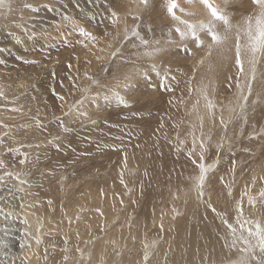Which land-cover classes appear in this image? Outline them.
Here are the masks:
<instances>
[{
  "label": "rangeland",
  "instance_id": "374dc122",
  "mask_svg": "<svg viewBox=\"0 0 264 264\" xmlns=\"http://www.w3.org/2000/svg\"><path fill=\"white\" fill-rule=\"evenodd\" d=\"M39 1L41 0H35L37 4H39ZM42 1V3L40 2V5H38V9H36L37 14L33 15L32 19L29 20L31 21V24L29 25L30 27L28 26V28H31L32 31H35V34L28 37V40L25 43L23 42V40L20 41L23 45L19 44L21 48L23 46L25 47V45H28L29 47H31L30 45H32V51L27 52L28 50L25 49L26 52L25 50L22 51L23 57L20 56V59L14 60L15 63L17 60L18 62L20 60V63L22 65H26L28 64V62H30L28 66H30L33 62L32 64H34L35 66L31 65V72L35 69L36 66V69L39 68V73H37L38 71L36 70L37 74H35L34 72H32L33 75L31 74L32 76H35L33 77V80L35 82L33 85L37 89L35 87L34 89L38 90L36 91L38 93L49 95L52 97L50 100L52 109L49 113L52 114L53 118L49 119V125L46 124L49 127L47 130L48 132L41 136H46L45 139L47 137L49 138L45 145L43 147L40 146L38 151L35 152L34 157H32L33 160H31L32 164L30 163L31 165H29L30 169L33 167V172L30 174V176H33L34 180H32V182L35 183L34 185L36 187H39L38 183L41 180H45V184L47 182L54 183V185H61V181L64 180L66 186L68 188L71 187L70 189L73 190L72 192H74V190H77L82 193L83 191L86 192L90 189L93 190L95 187V192L98 193H100V191L102 190V193L115 190L114 193H119L123 197L126 196V200L134 196L137 201H135L136 203L133 202V205L139 208H141L140 205L143 206L139 198H141L142 201L146 199L145 201L148 202L149 207V218L147 219L150 220L149 222L147 221V223H150L151 225L148 224L150 226H147L146 221L143 223H141L140 221L137 222L140 227L142 225V229L138 227L135 237H139L141 240H139V238L138 240L141 241V243L144 242V245H147L144 240H152V244L156 243V245H152V247H154H151L150 249V251H152L146 261L147 264L153 260V258L156 256L155 253H157V250L162 247L163 242L166 240V232L164 230L167 231V229L166 227L164 228L162 222L163 219L165 220V217H160L162 219L161 220L156 219V217L153 216L158 211L162 212L163 210L166 211V209H168L166 212L171 216L176 224L182 225V221H184L186 225H191L190 229L195 233L194 236H196L197 238L199 237L198 240H200L202 239L200 238L202 234H208V230H216L221 226L220 219H218L219 215H217L219 213L216 212V214L214 215L212 211L215 203L214 205L212 204L213 207L209 206L211 205L209 203H212L211 198L213 197V195L217 196V198L219 199L218 202L222 201V204L220 205L221 209L223 205L227 204L228 202H231V204H233V209H236L241 204V201H243V204L246 203L243 205V208L245 210L246 205H248L247 198H249L250 196L257 199L256 204L264 206V201H259V192L261 189H264V56H262V58L260 59L259 65L260 69L263 72H259L260 70H258L254 85L252 81L251 94L249 95L246 90V92L243 93V95L247 96V103L242 98L239 90V86H244V84L246 83L244 77L239 75L235 60H233V62L231 61V63L227 65V70H225L224 72L225 77L223 75V79L221 78L218 83L216 82L214 85V88L216 90L214 91L215 93L213 92L214 88L211 90L213 92L212 99L213 104L215 103L214 105L218 109L222 110L225 109V107L234 108H230L231 111H228L227 113L226 111H224V114L221 112L217 113L215 111H211V117L214 116L215 119L218 118L219 123L216 121V119V125L212 124V129L209 128L212 131H209L206 128H202L204 127V114H202L200 111V113H197V110L194 118V114L191 115L192 110L190 108L191 103L197 100L198 95L200 96L201 90H203L204 95H206L205 90L207 89L205 87L206 83L203 76L204 63H200L202 59L203 62L205 61V58L200 55L202 53L201 48L203 46H197L198 48H194V45L191 43L193 42V40L190 37L182 39L180 41L176 40L178 38H176L177 35H175V27L177 26L178 22L174 20L166 10L167 0H148L147 4L143 3L142 0ZM218 1L220 3L219 8L222 11L227 12L230 17L231 23H233L234 26L243 25L244 20L248 16H253V23L256 24L255 15L257 14L258 9L253 3V0ZM51 2L55 3L56 5H53ZM177 3L181 8L187 10V7L183 6V4L187 3L186 0H178ZM42 10L45 11L46 15ZM121 11L123 12L121 13ZM38 14L41 17H39ZM176 14L181 17L186 15V13L179 12L178 9L176 11ZM65 17H67L68 19H65ZM200 18H203V22L205 23H208L211 20V16L205 17L203 15V17ZM29 21H24V24L26 25V22L29 23ZM119 23L121 24V26H116V24ZM136 24L138 25L136 26ZM218 25H220V29L224 30V28H222L224 27L222 22H218L216 27ZM115 27H117V29L121 28L120 30L118 29L120 33L115 30ZM22 28L21 30L24 31L31 30L28 29L27 26V29L25 27ZM133 31L141 34L143 33L142 35L139 34V36L145 40L147 39L149 45L145 46L140 43L139 39L136 40V37H132L131 34ZM85 32L90 33L91 36L85 35ZM231 35L233 38H235L233 33L229 34V36ZM91 37H95V40L91 39ZM29 38H31L30 41ZM133 38L136 42L133 40ZM201 38L206 42H210L208 36L204 33H201ZM158 42H163L160 47H165L166 43L164 42L171 43L172 46H169L171 57L168 60H161V65H152L154 64V61H152L149 55H146L145 52L149 48L154 47ZM194 44L197 45L196 43ZM90 46L97 54L96 63L98 64L96 66L88 65L89 62L87 60L89 59H87V48H90ZM103 54L106 55L104 56ZM132 58L134 59V61ZM153 66H155L156 70L159 72V75H157V73L153 71ZM139 68H145V71L141 72V78H145L144 73H147L149 79H145L147 82L143 84L142 87L140 84H138L139 80L131 78V75L130 77L128 76L129 79L133 80L132 82H129L127 84V89L130 88V90L127 94L121 93L120 95L124 97L125 101L127 102L126 104H119L115 99L105 101L104 98L100 97V95H103L105 97L107 93H109L108 96L111 97L112 91L119 87L121 82L126 79L125 75L129 72L132 75L138 74ZM226 74L228 76H226ZM89 77H91V79H89ZM139 86L143 88V91L144 89H148L143 93ZM202 86L204 87L202 88ZM99 89L100 91L103 90L106 93H102L103 91H98ZM133 92H135L136 94ZM209 93L211 94L210 91ZM91 95H93L95 98L97 96V100H100V102L102 98L105 104L102 105H104L106 109H104L103 111L101 110L98 112H93L89 108L90 106L92 107L91 104H89V107L87 106L88 103L83 104V102ZM204 95L200 96L201 99L203 98L202 100H205ZM93 96H91L90 98H92ZM60 97H63V100H61ZM131 99H133V101ZM235 101L241 103L238 104L235 103ZM69 102L70 104H68ZM209 102L210 100H207V104ZM228 103H231L233 105ZM218 105H220V107ZM222 105L223 108L221 107ZM211 107L214 108L213 105H211ZM39 113L41 114V111H38L37 116L39 115V119H35L34 123L36 121V124H39V121L41 120L40 124L44 125ZM187 114L188 116H190V118L186 116ZM24 117L26 116L20 117L19 119ZM57 118H62V124L61 121ZM26 119H24V122L26 121ZM192 119L194 122L192 121ZM221 120H223V123H221ZM92 121H95V123H92ZM196 121L198 122L196 123ZM200 122H203L201 127ZM191 124L194 128L191 127ZM65 127L70 128L71 131H63V128ZM220 127L223 129V133ZM185 129V134L187 135V137L184 134ZM202 129L204 130V132ZM190 130L195 132L196 137H198L196 138V141L199 139L198 143L200 140H203L205 142V150L203 149V160H201L200 158V143L198 144L196 142V144L198 145L197 148L194 144L192 145L193 142L191 141L193 140V137L191 135L192 131ZM217 131L220 132V136L222 134V137H216L217 134L219 135ZM213 134L216 135L214 136ZM211 139L213 141L212 144H210ZM183 140L186 142L183 143ZM189 140L190 142H188ZM55 145H59V148H57ZM191 145L193 147H191ZM14 149L19 148L14 147ZM185 151H187V153H185ZM190 151L193 153L191 156L189 155ZM198 151H200V153ZM16 158L17 157H13L15 165H17L18 163ZM198 162L199 164L203 163L207 168L205 180H207L208 178L209 181L210 176H213V178L215 176H217L218 178L222 177V179H219L223 182V185L222 182L219 184L220 190L218 189V191L224 194L220 195L218 191H215V194H218L215 195L213 186H211L212 183L210 185V187L212 188H209L208 191V188L205 187L207 186L205 181L202 196H198L197 189H195L196 194L195 191L193 193L195 195L190 194L189 196L187 195L188 198L185 197L186 194H188L192 189V184H190V182L193 183V180L197 177V175H199V171H197V168L199 170ZM224 166L226 167V169ZM153 169L160 171L162 173V177H165L163 180L164 183H160V185L162 186L160 193L158 191L156 197L154 198H152L151 195H148L149 193L147 194V191L141 189L142 187L144 188V186L139 187L137 181V179L139 180L143 174H145L146 172H150ZM217 169L219 170L218 173ZM176 170H178V173ZM179 171L181 173H179ZM114 172H120L122 174V183H117L114 181V179H112L111 174ZM185 172H187L188 174ZM229 172L231 174H229ZM214 173L216 174L214 175ZM222 175L225 177H223ZM232 177L235 180L231 179ZM237 177L240 179H237ZM244 181H246L247 183H243ZM104 182L105 187L103 184ZM132 183H134L135 185H132ZM116 184L118 185V187L116 186ZM119 184L122 185L120 187V190H118ZM241 185L244 186H242V188H244L242 189L244 193H242ZM43 186L45 185L43 184ZM234 186L236 187V190L237 188L239 189L236 191ZM108 187L111 190H108ZM113 187L115 189H113ZM116 187L118 189H116ZM116 190L118 191L116 192ZM129 192H131L132 194H130ZM235 192L239 194H236ZM190 196H192V198ZM185 198L187 200H185ZM242 198H244L246 202ZM192 199L196 201V210L194 212L195 214L191 216L188 214L189 212L187 210V206ZM126 202L127 201L122 202L124 204L121 203V205H123L121 209H124V207L129 204H127ZM176 202L178 203V205ZM206 203L209 205L206 206ZM174 205L176 206L173 207ZM155 206L157 208H155ZM136 207L132 209L134 215L132 214L131 217H134L136 213L138 214V208ZM214 208L216 209V207ZM218 208L219 207H217V210H219ZM244 213V216H248L246 212ZM242 218L245 221L248 220V217H246L247 220L243 216ZM196 223L198 225L204 224L205 226H210L211 228L209 227L210 229L207 230L206 228H203L201 226L197 228ZM70 224L75 223L71 221ZM143 225L144 227H146L145 229ZM139 229L141 237L138 236ZM143 229L146 230V232ZM141 231L144 233L142 234ZM147 231L148 233L150 231L149 234L151 235H149ZM18 234L19 233H15L14 235L16 236ZM212 234L215 233L213 232ZM145 236H147L148 238ZM72 240H74V238L64 239V244H57L54 241L52 243H47L43 255L44 263L59 264L63 259L57 257L58 252L61 253L59 248H62V246H64L63 248H65ZM250 240L253 243L252 250H247L248 252H244L243 250V253L245 254L241 259L242 249L240 248V246H237L238 248H236L235 246L233 248L234 252H231V258L235 259L236 255H238L239 259L236 257L237 259L235 260V262L239 261L240 264H264V253L261 252L256 237L251 236ZM228 249H230L229 246ZM238 249L240 250V252H238ZM187 250L185 249L182 251L181 249V252H179L180 256H182L181 259L183 264H197L195 262L197 261L198 256L189 255L188 253H190V251ZM249 253L251 254L250 257L248 256ZM227 255L229 256V254H223L222 260H225L227 258ZM218 256V258L212 256V259H209V261L208 258L205 260L203 259V262L201 263L216 264L218 262H216L215 259L220 260L221 255ZM193 257L196 259L194 260ZM169 260L170 258L167 256L163 260L162 264H169ZM228 261L229 260H225L218 264H223ZM229 264H233V262L229 261Z\"/></svg>",
  "mask_w": 264,
  "mask_h": 264
},
{
  "label": "bare ground",
  "instance_id": "6f19581e",
  "mask_svg": "<svg viewBox=\"0 0 264 264\" xmlns=\"http://www.w3.org/2000/svg\"><path fill=\"white\" fill-rule=\"evenodd\" d=\"M41 1H39V4H37V2H35V0H5L4 6L0 7V92L3 93V95H0V161H2L4 165H6V167H0V264H45L44 259H43V255H44V250H45L46 244L52 243L53 241L57 244L58 243L64 244V239H68V238H74V240H72L65 248H63L64 246H62V248H59L61 253L58 252L57 257L63 258L59 264H147L145 259H144L145 253L147 252V255L149 256L151 254V251H152V250L150 251L152 245H154V244L156 245V243L152 244L153 243L152 240H148V241L144 240L147 243V248H146L144 245V242L141 243V241H139L141 239L138 237L139 238V240H138V238L135 237V234H137L136 231L138 230V227L142 229V225L140 227V225L137 224V222L140 221L141 223H143L146 221L147 226L151 225L150 223H147V221L149 222L150 220L147 219V218H149V214H148V212H149L148 208L149 207H148V202L145 201L146 199L144 201H142V199L139 198L141 200L142 205H143V206L140 205L141 208H139V207H136L135 205H133V202L137 201L134 196H132L130 199L126 200V198H127L126 196L123 197L119 193L118 194L114 193L115 190L111 191V192L107 191L104 193H102L103 192V190H102V191H100V193H98V192H95V187H94L93 190L90 189L86 192L83 191L82 193H80L77 190H74V192H72L73 190L70 189L71 187L68 188L66 186V184L64 183V180L61 181V185L55 184L56 187H55L54 183H47L46 182V184H45V180L39 181V183H38L39 187H36L34 185L35 183L32 182V180H34V179H33V176H30V174L33 172V169H32L33 167L31 168L32 169L31 170L29 165L32 164L31 160H33L32 157H34L35 152L38 151L40 146L43 147L49 138V137H47L45 139L46 136H43V137H41V136L48 132L47 131L49 128L48 122H50L49 119L53 118L52 114L49 113L52 109V105L50 102L52 97L49 95L38 93V92H36L38 90L34 89L35 86L33 84L35 82L33 80L34 79L33 77H35V76H32L33 75L32 72H34L35 74L39 73V68L36 69V67H37L36 66L35 69L32 70V72H31V68H32L31 65H34V64H32L33 62L30 59L29 60L32 62L30 66H28L30 62H28V64H26V65H22L20 63V60H19V62L17 60L16 63L14 62V60L20 59L21 57H23L22 56L23 50L26 49V50H28L27 52L32 51V48H33L32 45H30L31 47H29L28 45L27 46L25 45V47L23 46L24 48L23 47L21 48L19 44H22L20 42L22 40L24 43L27 42L28 37L33 36V34H35V31H32L31 28H28V26L31 24V21H29V20L32 19L33 15L37 14L36 9H38V7H39L38 5H40ZM225 1H227V0H225ZM186 2L187 3L183 4V6H186L188 12H194L195 15L189 16L186 14L183 17L180 16L183 20H188L190 22H198V21H204L203 18H200V17H203V15L205 17L211 16L209 13V10L202 3H200L199 0H195V2H193V3H189L188 0H186ZM213 2L216 6L220 7V3L218 0H213ZM47 3H45V4H47ZM51 3L53 5H56L53 2H51ZM26 5H31V7H26ZM43 7H42V9H43ZM53 7H55V6H53ZM43 12L45 14V11H43ZM122 12L123 11H121V13ZM44 14H43V16H44ZM132 14H134V13H132ZM38 16L41 17L39 14H38ZM232 18H233V16H232ZM211 19H212V17H211ZM24 21H27V22L29 21V23L26 22V25H25ZM119 25L121 26L120 23L116 24V26H118V27H119ZM137 25L138 24H136V26ZM20 26L25 27V28L27 26V28L31 29V30H26V31L21 30L22 27H20ZM219 26L220 25L217 26L218 31L223 32L224 30L220 29ZM222 28H224V27H222ZM86 29H88V28H86ZM90 29H89V31H90ZM118 29L120 30L121 28H118ZM118 29H117V27H115V30H117L119 32ZM135 31H136V28H135ZM253 31H254V33L256 32V24H254V23H253ZM87 32H88V30H87ZM139 34H141V33H139ZM175 35H177L176 38H178L176 40H178V41L182 40L176 31H175ZM30 39L31 38H29V41H30ZM133 40H134V38H133ZM136 40H137V38H136ZM235 42H236L235 38H233L232 35L229 36L228 41L223 46L214 48L211 52V55L207 54L208 49L206 47L201 48L202 53L200 55H202L205 58V61L203 62L204 63V65H203L204 66L203 67V71H204L203 76H204V81L206 83L205 87L207 89V90H205L206 91L205 93L207 95V100H210V105H213L214 108L213 107L209 108L207 101L202 100L203 98L202 99L200 98V96L202 94H200V96L198 95L197 100H195L191 103L190 108L192 110L191 115L194 114V118H195V113L197 110H198L197 113L200 111L202 114H204V127H202V128L203 129L206 128L209 131L212 129L211 128L212 124L216 125V123H215L216 119H217L216 121L218 122V118L215 119L214 116H212L213 118L211 117V111H215L217 113H219V112L223 113L224 111H226V113H227L228 111H231L232 108H234V107L231 108V107H225L224 106L225 109H222V110L218 109L214 105L215 103L213 104L212 97H213V92L216 91L214 88L215 83L216 82L218 83V81L222 78L223 75L225 77L224 72H225V70H227L226 69L227 65L230 64L231 61L233 62V60H235V58H234L235 57V51H234ZM164 43H166L165 47H160L161 44H163V42H160V43L158 42V43H156V45L154 47L148 49L149 51L152 49H159L158 52H155L153 55L149 56L152 59V61H154V64H152V65H156V64L161 65V63H160L161 60H165V59L168 60L171 57L170 47L172 45L169 42H164ZM191 43L194 45V48L195 47L198 48L197 45H195L193 42H191ZM148 45H149V43H148ZM26 50H25V52H26ZM87 50H88V53H87L88 58L87 59H89V60H87L89 62L88 65L89 66H93V65L96 66L98 64V63H96V61H97L96 55L97 54L95 53L94 49L91 48V46H90V48H87ZM130 50H132V49H130ZM25 55H27V54H25ZM132 55H133V53H132ZM261 58H262V56H259L258 60H257L256 75L258 74V70H260L259 72H263L259 66ZM24 59H25V56H24ZM21 60H23V59H21ZM23 61H25V60H23ZM26 61H27V59H26ZM133 61H134V59H133ZM258 62H259V64H258ZM118 63H119V61H118ZM116 65H117V63H116ZM119 65H121V64H119ZM119 67H121V66H119ZM157 67H159V66H157ZM234 67H235V65H234ZM247 67H248V65L245 64L246 69H247ZM28 69H29V71H28ZM36 70L38 71L37 73H36ZM115 70H116V68H115ZM138 71H139L138 74H134V75H132L130 72L127 73L125 75L126 79L123 82H121L120 86L117 87L115 89V91L118 92L120 95H121V93H124V94L128 93L130 88L127 89V87H124V85H127L129 82L133 81V80L129 79L130 75H131V78H134L135 80H139L138 84H140L141 86L143 84H145L147 81L145 80V78H141V76H142L141 72L145 71V68H139ZM237 71H235V72H237ZM201 73H202V70H201ZM135 75H136V78H135ZM226 76H228V75L226 74ZM229 77H231V76H229ZM202 81H203V79H202ZM222 82H224V81H222ZM254 84H255V81H253V85ZM219 85H218V87H219ZM144 86H146V85H144ZM203 87L204 86H202V88ZM213 88H214V90L212 92L211 90ZM142 89L143 88H141V90ZM141 90H140V92H141ZM146 90L144 89V91H146ZM98 91H100V89ZM102 91H100V92H102ZM144 91H143V93H144ZM209 91L211 92V94L209 93ZM102 93H106V92L103 91ZM133 93H135V92H133ZM108 94L109 93H107V95L106 94H104V95L108 96ZM88 96H89V94H88ZM91 96H93V95H91ZM90 97L89 98L87 97L88 99H86L83 102V104L88 103V105H87L88 107H89V104L92 105V107L91 106L89 107L90 110H92L93 112H95V111L98 112V111H101V110L103 111L104 109H106V107H104V105H105L103 102L104 100H102V98H104L103 95L102 96L100 95V97H102L101 102H100V100H97V96H96V98L94 96L92 98H90ZM98 98H99V96H98ZM112 100H114V99H112ZM131 100L133 101V99H131ZM241 101H243V100H241ZM214 102H216V101H214ZM235 103H238V102L235 101ZM240 103H238V104H240ZM68 104H70V102ZM102 104H104V105H102ZM228 104H231V103H228ZM231 105H233V104H231ZM218 106L220 107V105H218ZM235 106H237V105H235ZM221 107L223 108V105ZM184 108H185V106H184ZM38 111H41V114L40 113L39 114H40V117L42 119V123L44 125L40 124L41 120L39 121L40 122L39 124L38 123L36 124V121L34 123L35 119H39L38 118L39 115L37 116ZM16 114H18V115H16ZM23 116H26V117L19 119L20 117H23ZM186 116H188V114ZM188 117L190 118V116H188ZM24 119H26V121H28V122H26V121L24 122ZM46 119H48V120H46ZM198 119H200V118H198ZM187 120H186V122H187ZM192 121H193V119H192ZM197 122L198 121H196V123ZM46 124H48V125H46ZM221 126H222V124H221ZM186 127H187V125H186ZM189 127H190V122H189ZM191 127H193V125ZM200 127H201V125H200ZM209 128H211V129H209ZM183 130H184V128H183ZM190 131H192V130H190ZM193 131H194V129H193ZM193 131H192V133H193ZM185 132H186V129L184 131V134H185ZM187 132H188V130H187ZM203 132H204V130H203ZM189 133H191V132H189ZM218 133H219V135L217 134L216 137L217 138L222 137V134L220 136V132H218ZM222 133H223V129H222ZM186 137H187V135H186ZM205 137H206V135H205ZM196 138H198V137H196ZM183 139H185V138H183ZM205 139H207V138H205ZM181 140H182V137H181ZM198 140H197V143H198ZM215 140H217V139H215ZM182 142L184 143L186 141L183 140ZM188 142H190V140ZM191 142H193V140ZM212 142L213 141L211 139L210 144H212ZM214 143H213V145H214ZM192 145H193V143H192ZM192 145H191V147H193ZM208 145H209V143H208ZM195 146L197 148L198 145L195 144ZM14 147H18L19 151H12V152L8 151L9 149L15 150ZM200 148H201V146H200ZM188 151H189V149H188ZM196 151H197V149H196ZM4 152H6V153H4ZM198 152L200 153V151H198ZM185 153H187V151H185ZM25 154H26V157H25ZM13 157H17L16 158L18 161L17 165L14 164ZM174 159H176V158H174ZM21 160H26V162L20 163ZM190 162H192V161H190ZM198 164H199V162H198ZM132 165H134V164H132ZM225 169H226V167H225ZM176 171L178 173V170H176ZM189 171H190V169H189ZM197 171H199L198 168H197ZM218 171L219 170L217 169V173H218ZM231 171H232V169H231ZM9 173H12V175H9ZM179 173H181V172L179 171ZM185 173H187V172H185ZM187 174H184V175H187ZM215 174L216 173H214V175ZM229 174H231V173L229 172ZM17 176H19L20 179H17ZM253 176H254V174H253ZM111 177H112V179H114L115 182L122 183V181H121L122 174L120 172L119 173H117V172L112 173ZM129 177H131V176H129ZM223 177H225V176H223ZM164 178L165 177L164 176L162 177V173L160 171L153 169L150 172H146L145 174H143L139 180L137 179L138 186L139 187L144 186V188L142 187L141 189L147 191V194L149 193L148 195H151V197L154 198V197H156L158 191L160 193L161 187H162L160 185V183L163 182ZM219 178L222 179V177H219ZM219 178L217 176H215L214 178H213V176H210L209 179L210 180L212 179L211 181L210 180L208 181V178H207V180H205L206 184H207V186H205V187L208 188V191H209V188L210 189L212 188V187H210L211 183H212L211 186H213V189H214V194H215V191H218V189L220 190L219 184L222 181ZM231 179H233V177ZM237 179H240V178L237 177ZM21 180H25V181L28 180V181H27V183H21ZM174 180H176V179H174ZM228 180H229V178H228ZM233 180H235V179H233ZM242 180H244V179H242ZM254 180H256V179H254ZM207 181H208V183H207ZM110 183H111V181H110ZM195 183H196L195 179L193 180V183L190 182V184H192V189L190 190V192L188 191L189 193L187 192L188 194H186V196L184 195L186 198H188L187 195L189 196L190 194L194 193V191L196 189V187L194 186ZM243 183H247V182L244 181ZM43 184L45 186H43ZM103 184L105 187V182ZM132 185H135V184L132 183ZM208 185H209V187H208ZM222 185H223V182H222ZM243 185H241V190L244 189V188H242ZM116 186L118 187L117 184H116ZM121 186L122 185L119 184V189L117 187H116V189L120 190ZM114 187H113V189H115ZM185 187H187V186H185ZM238 189L239 188H237V190ZM108 190H111V189L108 187ZM118 190H116V192ZM235 190H236V187H235ZM98 191H99V189H98ZM131 192H132V190H131ZM131 192H129V193L132 194ZM219 193H220V195L224 194L221 192H219ZM235 193L239 194L237 192H235ZM242 193H244L243 190H242ZM130 194H129V196H130ZM195 194H196V191H195ZM195 194H193V195H195ZM197 194H198V192H197ZM215 195H218V194L216 193ZM162 196H163V194H162ZM168 196H167V198H168ZM227 196H229V195H227ZM254 196H255V194H254ZM190 197L192 198V196H190ZM245 197H246V195H245ZM186 198H185V200H187ZM212 198H213V200H212ZM212 198H211L212 203L210 202L209 204H211V206H212V204L214 205V203H215L214 207H216V211L215 212L213 210L212 211H213L214 215L216 214V212L219 213L217 215H219L218 219H220L221 226L219 228H217L216 230H214V229L212 231L208 230L209 231L208 234H206V233L202 234V235L200 234L201 235L200 238H202L200 240H198L199 237L197 238L196 236H194L195 233L190 229L191 225L190 226H188V224L186 225L184 221H182V225L176 224V222H174L173 219L171 218V216L166 212L168 209H166V211H164L162 209L163 210L162 212H159L157 209V211H158L157 213L153 212V213H156L155 215H153L156 217V219H161L160 217H165V220L163 219L164 221L162 219L161 220L163 222L164 228L166 227L167 231L164 230L166 232V240L163 242L162 247L157 250V253H155L156 256L148 264H162L163 260L167 256L170 258L169 264H183L182 259H181L182 256H180V254H179V252H181L180 251L181 249H182V251L185 249L186 250L188 249L190 251V253H188L189 255L198 256V259L195 262L197 264H202L201 262H203L202 261L203 259L205 260L208 258V261H209V259H212V256L218 258L219 257L218 255H221L220 256L221 261L219 259L218 260L215 259V261L218 263H221L225 260H229L230 262H233V264H240L239 261L235 262V260L238 258V255H236L237 258L235 257V259L231 258L232 257L231 252H234V249H233L234 247L231 246L232 241H233V235H232V230L228 227V225L231 224L233 227H235L237 229V233H236L237 236H239L241 234V232H243V234L245 236H248L246 229L248 227H252L254 229L255 225L254 224H248V223L245 224V220L242 217H240V219L238 220L237 219L238 212L236 210L237 208L235 207L236 209H233V204H231V202H228L227 204L223 205V207L221 209L220 205L222 204L221 203L222 201L218 202L219 199L217 198V196H214V195ZM198 199H199V197H198ZM242 199H244V198H242ZM124 201H127L126 203L127 204L129 203V204L126 205L124 207V209H121V207L123 206V205H121V203ZM159 201H160V198H159ZM244 201L246 202L245 199H244ZM259 201H261V200H259ZM241 202H243V201H241ZM165 203H167V202H165ZM172 203H173V201H172ZM122 204H124V203H122ZM209 204L206 203V206H208ZM244 204H246V203H244ZM177 205H178V203H177ZM175 206L176 205H174L173 207H175ZM134 207L138 208V214L136 213L137 211L135 212L137 217H136V215L134 216L136 218H134L133 216L131 217L132 214L134 215V213L132 211V209ZM197 207H198V203H197ZM217 207H219L218 208L219 210H217ZM155 208H157V207L155 206ZM166 208H167V206H166ZM187 210L189 212L188 213L189 215L192 216L193 214H195L194 212L196 210V201L194 199H192L190 201L189 205L187 206ZM153 211H154V209H153ZM244 212H246L248 214V216H246V215L244 216V214H245ZM244 212H243L244 213L243 217H245V218L248 217V220L246 218L247 221H249V220H252V221L260 220L262 223H264V206L256 204L255 207H253V206L249 205V203H248V205H246ZM208 214H209V212H208ZM151 219H152V217H151ZM218 219H216V220H218ZM71 221H73L75 224H70ZM225 221H227V223ZM148 224H150V225H148ZM241 224H244L243 229L240 228ZM200 226L203 228H206V230L211 228L210 226H209L210 227L209 228L208 226H205L204 224H199V225L197 224L196 227L198 228ZM143 227H144V225H143ZM145 228L146 227H144V229ZM214 228H216V227H214ZM144 231L146 232V230H144ZM201 232H202V230H201ZM213 232L215 234H212ZM15 233L16 234L19 233V234L15 236L14 235ZM141 233L143 234L144 232L141 231ZM147 233H148V231H147ZM149 233H150V231H149ZM13 235H14V237H13ZM19 235H21V236H19ZM149 235H151V234H149ZM138 236L141 237L140 229L138 232ZM145 237H147V236H145ZM248 239L250 240V237H248ZM228 246L231 250L228 249ZM235 246H236V248H238L237 246H240V248L242 249V251H241L242 252L241 253L242 254L241 259H242L243 255L245 254V253H243V250L245 248L248 251L252 250L253 243L250 240V245H245V244H243L242 241H237ZM236 252H237V250H236ZM238 252H240V250ZM244 252H246V251H244ZM223 254H229V256L227 255V258L225 260H222ZM250 255L251 254L249 253L248 256L250 257ZM195 259L196 258H194V260ZM245 259H246V257H245ZM213 260H214V258H213ZM229 261L225 262L223 264H229ZM211 262H213V261H211ZM213 263H215V262H213ZM218 263H216V264H218Z\"/></svg>",
  "mask_w": 264,
  "mask_h": 264
},
{
  "label": "snow or ice",
  "instance_id": "6c2138e0",
  "mask_svg": "<svg viewBox=\"0 0 264 264\" xmlns=\"http://www.w3.org/2000/svg\"><path fill=\"white\" fill-rule=\"evenodd\" d=\"M143 3L147 4L148 0H142ZM189 3L195 2V0H188ZM200 3H202L208 10L212 17V19L205 23L203 21L198 22H190L188 20H183L180 16L176 14L177 9L182 12L186 13L189 16H194V12H188L184 8H181L179 4L177 3V0H167V11L172 16L174 20L178 22V25L175 27V31L179 34L181 39L185 38H192L193 42L197 44V46H203L208 49L207 54L211 55V52L214 48L223 46L229 39V34L233 33L235 36V45H234V51H235V64L237 65L238 73L240 76L244 77L246 83L244 86H239V90L241 93L242 98L246 101L247 96L243 95L245 90H247L248 94L250 95L252 92V81H255L256 79V64L259 56H264V0H253V3L256 5L258 12L255 17L256 21V32L253 31V17L248 16L244 22L243 25H233L231 23L230 17L227 14V12L222 11L218 6H216L213 2V0H199ZM5 0H0V7L4 6ZM26 7H31V5H26ZM115 15V14H114ZM65 19H68L65 17ZM115 22V21H114ZM218 22H222L224 25V31L220 32L218 31L216 25ZM201 33H204L208 36L210 42H206L204 39L201 38ZM87 36H91L90 33L85 32L84 33ZM132 36L136 37L140 40V43L147 46L148 41L143 39L139 36L138 32L133 31ZM91 39L95 40V37H91ZM159 49H152L150 51L146 50V55H153L155 52H158ZM200 63H203V59L200 61ZM245 64L248 65L247 69L245 68ZM153 71L159 75V72L156 70L155 66H153ZM145 79H149L147 73H144ZM166 78V77H165ZM91 79V77H89ZM124 87H128V85H124ZM201 94L204 95L203 90H201ZM0 95H3L2 92H0ZM61 100H63V97H60ZM110 99H115L119 104H126L124 97L120 96L118 92L115 90L112 91V96H105L104 100L109 101ZM204 99L207 101V96L204 95ZM208 106L211 107L210 102L208 103ZM86 115V113H85ZM61 121L62 124V118H57ZM92 123H95V121H92ZM221 123H223V120H221ZM42 126V125H41ZM202 126V122H201ZM63 131L69 132L71 131L70 128H63ZM193 137V144H196V136L195 132L192 133ZM200 146H201V155L200 158L203 160V149H204V141L200 140ZM57 148H59V145H55ZM9 152L12 151H19V149H9ZM193 153H189L191 156ZM26 157V154H25ZM26 160H21L20 163H25ZM0 167H6V165L3 164L2 161H0ZM207 173V168L203 163L199 164V175L195 178L196 183L195 187L197 189L198 195H203V188H204V182H205V176ZM9 175H12V173H9ZM17 179H20L19 176H17ZM21 183H27L25 180H21ZM259 199L261 201H264V189H261L259 192ZM248 203L255 207L257 203V199L255 197H249ZM211 207V205H209ZM212 210L215 212L216 209L213 207ZM238 217L239 220L240 217L243 216L244 208L243 203L238 206L237 208ZM227 223V221H225ZM245 223L248 224H254L255 228L248 227L246 229L248 236H245L243 232L239 236L236 235L237 229L233 227L231 224L228 225V227L232 230L233 235V241H232V247H235L237 241H242L245 245H250V240L248 237L254 236L256 237L259 247L262 253H264V223H262L260 220H249L245 221ZM240 228H244V224L240 225ZM147 247V245H145ZM244 251H247V249H244ZM145 261L148 259L147 252L144 256Z\"/></svg>",
  "mask_w": 264,
  "mask_h": 264
}]
</instances>
